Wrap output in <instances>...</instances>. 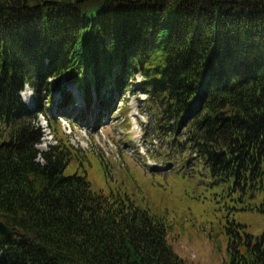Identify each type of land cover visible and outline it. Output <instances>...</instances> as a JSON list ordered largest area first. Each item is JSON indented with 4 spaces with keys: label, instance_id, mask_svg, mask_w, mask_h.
Returning a JSON list of instances; mask_svg holds the SVG:
<instances>
[{
    "label": "trees",
    "instance_id": "trees-1",
    "mask_svg": "<svg viewBox=\"0 0 264 264\" xmlns=\"http://www.w3.org/2000/svg\"><path fill=\"white\" fill-rule=\"evenodd\" d=\"M69 85L102 108L145 95L236 210L264 214V0H0V221L24 235L0 237V264H186L165 217L66 174L67 144L37 149L41 102L71 104ZM232 224L228 264H264V231Z\"/></svg>",
    "mask_w": 264,
    "mask_h": 264
},
{
    "label": "rangeland",
    "instance_id": "rangeland-1",
    "mask_svg": "<svg viewBox=\"0 0 264 264\" xmlns=\"http://www.w3.org/2000/svg\"><path fill=\"white\" fill-rule=\"evenodd\" d=\"M27 90L21 98L32 107ZM78 91L67 87L72 105L55 92L49 103L41 102L44 117H37L40 152L67 144L75 154L66 174L83 172L93 190L118 192L137 207L165 217L168 242L186 264H228L232 223L245 226L252 240L264 231V214L237 211L227 187L216 183L190 154L185 126H153L155 114L145 95L131 88L115 98V92L110 97L106 92L101 100L111 102L102 108L98 99L93 104L80 100Z\"/></svg>",
    "mask_w": 264,
    "mask_h": 264
},
{
    "label": "water",
    "instance_id": "water-1",
    "mask_svg": "<svg viewBox=\"0 0 264 264\" xmlns=\"http://www.w3.org/2000/svg\"><path fill=\"white\" fill-rule=\"evenodd\" d=\"M0 237H3V238H11V237L24 238V235L18 233L17 231H12L2 221H0Z\"/></svg>",
    "mask_w": 264,
    "mask_h": 264
},
{
    "label": "bare ground",
    "instance_id": "bare-ground-1",
    "mask_svg": "<svg viewBox=\"0 0 264 264\" xmlns=\"http://www.w3.org/2000/svg\"><path fill=\"white\" fill-rule=\"evenodd\" d=\"M133 131H134V134H133V139H137L138 138V132L136 131V128L135 126L133 127Z\"/></svg>",
    "mask_w": 264,
    "mask_h": 264
}]
</instances>
